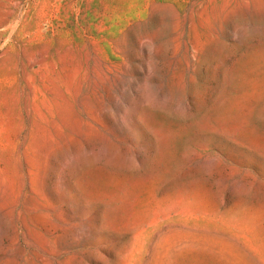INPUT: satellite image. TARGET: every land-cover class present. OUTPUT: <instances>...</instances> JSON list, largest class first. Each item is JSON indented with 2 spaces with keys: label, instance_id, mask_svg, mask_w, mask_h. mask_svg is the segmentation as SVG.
Wrapping results in <instances>:
<instances>
[{
  "label": "rangeland",
  "instance_id": "374dc122",
  "mask_svg": "<svg viewBox=\"0 0 264 264\" xmlns=\"http://www.w3.org/2000/svg\"><path fill=\"white\" fill-rule=\"evenodd\" d=\"M0 264H264V0H0Z\"/></svg>",
  "mask_w": 264,
  "mask_h": 264
}]
</instances>
